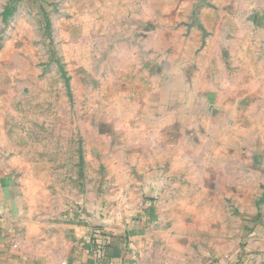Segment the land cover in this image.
<instances>
[{"label":"rangeland","instance_id":"1","mask_svg":"<svg viewBox=\"0 0 264 264\" xmlns=\"http://www.w3.org/2000/svg\"><path fill=\"white\" fill-rule=\"evenodd\" d=\"M0 165L30 251L151 202L167 264H264V0H0Z\"/></svg>","mask_w":264,"mask_h":264},{"label":"crops","instance_id":"2","mask_svg":"<svg viewBox=\"0 0 264 264\" xmlns=\"http://www.w3.org/2000/svg\"><path fill=\"white\" fill-rule=\"evenodd\" d=\"M19 196L15 177L0 168V264H167L154 236L158 213L151 202L116 216L101 211L76 218L63 247L30 251L13 222Z\"/></svg>","mask_w":264,"mask_h":264}]
</instances>
